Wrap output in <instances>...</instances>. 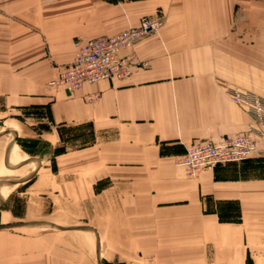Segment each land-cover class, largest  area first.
I'll use <instances>...</instances> for the list:
<instances>
[{"label": "crops", "instance_id": "crops-1", "mask_svg": "<svg viewBox=\"0 0 264 264\" xmlns=\"http://www.w3.org/2000/svg\"><path fill=\"white\" fill-rule=\"evenodd\" d=\"M144 17L128 80L53 84ZM230 87L264 99V0H0V264H264V127ZM252 127L242 163L176 164Z\"/></svg>", "mask_w": 264, "mask_h": 264}, {"label": "built area", "instance_id": "built-area-1", "mask_svg": "<svg viewBox=\"0 0 264 264\" xmlns=\"http://www.w3.org/2000/svg\"><path fill=\"white\" fill-rule=\"evenodd\" d=\"M163 27L160 19L143 18L138 26L131 27L116 35H102L91 39L77 38L73 43L74 57L70 65L63 67L53 81L75 93L87 85L103 81L128 80L141 66L135 56H122L121 52L132 48L142 39L158 34ZM231 100L246 108L256 125L264 127V99L242 91L238 87L228 88ZM100 99L99 93L85 97L88 103ZM261 130L252 127L247 132L230 137L223 142H206L190 147L176 164L187 168L194 177L201 171L217 165L239 164L251 158L257 149Z\"/></svg>", "mask_w": 264, "mask_h": 264}, {"label": "rangeland", "instance_id": "rangeland-1", "mask_svg": "<svg viewBox=\"0 0 264 264\" xmlns=\"http://www.w3.org/2000/svg\"><path fill=\"white\" fill-rule=\"evenodd\" d=\"M145 18V17H144ZM143 19V18H142ZM141 19V20H142ZM141 20H140V22H141ZM140 22H139V24H140ZM138 24V25H139ZM138 25H136V26H138ZM131 27H135V26H131ZM131 27H129V28H131ZM128 28V29H129ZM127 30V29H126ZM122 32V31H121ZM119 34V33H118ZM116 35V34H115ZM77 39V38H76ZM75 39V40H76ZM143 40V39H142ZM74 43V42H73ZM139 43V42H138ZM5 110V103H4V100L3 99H1L0 98V125H2L3 123H4V121H5V117H8L9 115H5L4 113H2L3 111ZM34 113H36V112H34ZM67 133H69V130H67ZM70 134H71V132H70ZM69 134V135H70Z\"/></svg>", "mask_w": 264, "mask_h": 264}]
</instances>
